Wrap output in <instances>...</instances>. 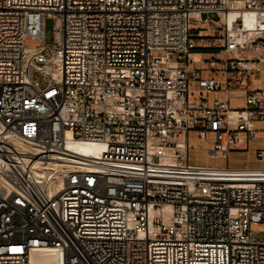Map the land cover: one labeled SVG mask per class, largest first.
I'll use <instances>...</instances> for the list:
<instances>
[{"label": "built area", "instance_id": "built-area-1", "mask_svg": "<svg viewBox=\"0 0 264 264\" xmlns=\"http://www.w3.org/2000/svg\"><path fill=\"white\" fill-rule=\"evenodd\" d=\"M235 1L0 0V264H31L48 248L58 264H264L250 229L264 225V168L189 157L191 131L212 136L209 157L264 137L253 123L264 120L261 84L238 90L247 107L233 109L234 90L209 100L221 84L189 65L192 22L226 27ZM242 6L260 14L256 35L233 54L226 29L233 57L222 66L264 72V0ZM68 136L104 147L69 156Z\"/></svg>", "mask_w": 264, "mask_h": 264}, {"label": "rangeland", "instance_id": "rangeland-1", "mask_svg": "<svg viewBox=\"0 0 264 264\" xmlns=\"http://www.w3.org/2000/svg\"><path fill=\"white\" fill-rule=\"evenodd\" d=\"M216 16L212 19L215 20ZM56 16L53 14H47L44 22V34L42 39L43 45H51L54 43V24ZM223 22V21H222ZM227 26L225 27L221 22L215 24L197 25L192 22L191 40L195 43L196 49L199 53H202V62H189V65L194 70L201 71L203 77H214L220 84L221 89L217 92H211L208 94L209 100L222 97L227 89L230 91V108H246L245 94L241 93L240 89H244L246 86L255 88L261 84L264 88V72H246L238 71L235 75L223 68L222 64L228 59L232 58L233 54L226 52L227 47ZM24 43L27 47L34 46L33 38L26 36ZM252 53L251 50L241 51L242 56ZM46 57H50L52 53L50 51L45 52ZM215 60L216 64L211 65V61ZM35 78H37L41 85H45L43 77L35 72ZM239 77L244 81V85L237 86L235 83L236 77ZM190 88H196L195 83H190ZM197 93L189 94V101L193 102L197 98ZM254 129L258 132L264 130V120H253ZM189 157L190 164L192 165H204L212 166L215 168H228V169H259L264 168V161L259 160L258 150L264 149V137L260 136L256 138L252 143L248 144L245 141L243 144L230 145V151L226 156L222 155L220 151L215 157H209L206 148H212V136L207 139V144L203 139L197 137L195 131L189 133ZM252 239L254 241H262L264 239V225L260 223L251 224Z\"/></svg>", "mask_w": 264, "mask_h": 264}, {"label": "bare ground", "instance_id": "bare-ground-1", "mask_svg": "<svg viewBox=\"0 0 264 264\" xmlns=\"http://www.w3.org/2000/svg\"><path fill=\"white\" fill-rule=\"evenodd\" d=\"M259 12L242 6V0H236L233 6L229 9L228 14H222V21L229 30V46L233 54L237 48L245 43L253 41L256 35L257 25L259 23ZM241 21L243 28H234L235 21ZM262 52V49L256 50L255 54ZM194 59L197 62L201 61L199 52L193 53ZM16 146L32 149V146L23 139L13 140ZM104 144L90 141H76L68 136L65 149L69 156H94L98 155ZM38 163V161H36ZM40 167V164H38ZM44 168H46L44 166ZM59 254L54 248L41 249L32 253L30 257L31 264H58Z\"/></svg>", "mask_w": 264, "mask_h": 264}, {"label": "trees", "instance_id": "trees-1", "mask_svg": "<svg viewBox=\"0 0 264 264\" xmlns=\"http://www.w3.org/2000/svg\"><path fill=\"white\" fill-rule=\"evenodd\" d=\"M195 52H200V51L196 49Z\"/></svg>", "mask_w": 264, "mask_h": 264}]
</instances>
